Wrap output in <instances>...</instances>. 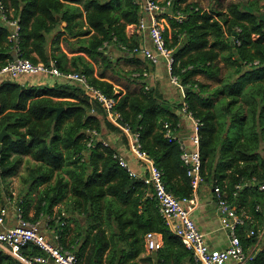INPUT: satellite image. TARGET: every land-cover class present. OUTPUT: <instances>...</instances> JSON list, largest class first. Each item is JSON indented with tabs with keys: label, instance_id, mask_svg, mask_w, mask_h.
<instances>
[{
	"label": "trees",
	"instance_id": "trees-1",
	"mask_svg": "<svg viewBox=\"0 0 264 264\" xmlns=\"http://www.w3.org/2000/svg\"><path fill=\"white\" fill-rule=\"evenodd\" d=\"M0 1L7 10L8 19L17 20L20 27L18 55L33 63L46 65L56 60L57 68L62 73L81 71L78 68L67 69L59 56L50 54L46 49L48 40H52L51 45L59 42L58 37L68 42L71 38L88 34L92 29L94 34L90 38L88 52L101 54L99 48L103 42H110L113 38L115 43L127 48L138 46L128 43L125 28L128 24L138 23L139 0H111L106 4L99 0H84L87 30H82V12L72 5L83 0ZM185 1L173 0L171 10L184 15V19L176 21L178 24L175 26H179V31L188 30L189 45L180 48L174 37L173 42L168 44L164 34L168 47L174 51L172 74L180 79L186 90L184 100L188 110L202 123L199 152L203 181L210 177L214 179V184L222 189L230 202L237 185L243 186V182L247 181L264 184V155L258 152L263 144L264 153V0H245L247 10L243 0L231 1L226 13L214 9L195 11L192 9L193 3L182 8L181 4ZM190 9L191 15H186ZM198 22L201 23L197 25ZM10 33L11 28L0 20V68L13 60L14 42L9 40ZM209 33L222 40L220 42L229 49L225 59L236 67L216 91L226 93L219 106H214L212 96H201L206 90L193 79L198 73L211 75L212 69H216L214 61L218 54L212 49L204 50L207 45L205 37ZM233 35L235 38L230 47L229 39ZM253 36L257 38L254 40ZM191 51L193 53L189 54ZM186 53L189 55L184 59ZM207 62L210 63L208 66ZM108 64L111 65V62L108 61ZM243 70L244 73L239 75ZM234 75L239 76L235 82L230 80ZM24 76L33 79H28V82L11 78L0 80V132L3 129L6 132L0 143L1 183L22 163L23 156H28L35 164L40 163L28 170V179H25L30 182L28 192H31L40 182L49 179L66 158H72L70 163L77 173L71 191L79 213L93 222L99 212L98 206L106 196L115 198L117 204H121L116 210L108 208L105 215L106 219L116 224V232L111 234V240L105 229L92 225L95 233L87 235L77 251L73 249L80 264L81 259L84 264H139L135 259L144 251V235L152 231L160 233L163 238V247L156 251L158 264H168L170 260L173 264H199L160 214L151 216L145 213L148 210L145 209L143 194L148 185L142 178L130 177L118 165L114 158V154L118 153L115 145L103 146L104 140L96 136L93 146H87L89 132L96 131L102 137L111 133L118 135L121 143L127 147L126 135L109 121L101 105L78 82L62 77ZM47 78L51 82L42 83ZM88 81L115 100V109L121 113L123 122L139 133L142 150L162 171L166 190L178 198L191 197L187 168L181 159V145L175 139L164 137V123L168 122L175 131L180 118L174 113L170 118L162 117L170 110L164 109L154 90H147L139 97L128 91L114 90L110 83L99 87L95 79ZM246 84H249L247 88ZM226 99L229 101L226 102ZM50 107H62L64 111L56 117V112L49 111ZM219 112L222 117L230 116L228 129L237 132V141L229 147L221 138L223 128L219 123H223L224 127H227V123L218 117ZM65 187V181L57 178L55 184L39 197L33 218L27 216L28 203L25 198L17 201L16 206L22 210L24 219L35 222L41 212L51 214ZM152 194L154 197L153 190ZM256 194V198L264 196V192ZM255 199L253 206L258 202ZM92 214L94 216L90 217ZM243 228L237 234L244 249L245 245L256 241V235L254 233L251 238L243 239ZM41 254V250L33 244L20 249L22 257ZM142 260L150 261V258ZM0 264L22 263L0 251Z\"/></svg>",
	"mask_w": 264,
	"mask_h": 264
},
{
	"label": "crops",
	"instance_id": "crops-1",
	"mask_svg": "<svg viewBox=\"0 0 264 264\" xmlns=\"http://www.w3.org/2000/svg\"><path fill=\"white\" fill-rule=\"evenodd\" d=\"M100 3H109L111 0H99ZM176 1V0H175ZM231 1L237 0H186L184 3L181 4V7H185L187 4L193 3L194 10L202 9L203 11L208 10H217L223 13L227 12L228 4ZM143 0H139V15L141 17L143 13L142 9ZM71 4V3H70ZM80 9L82 12V18L80 21H83L82 30L89 29L85 23V14H86V7L85 2L72 4ZM243 5L247 10V3L243 0ZM172 8V7H171ZM249 9V8H248ZM192 10L190 9L186 15H191ZM114 12H117L115 10ZM179 13V12H177ZM173 10L170 9V12L163 17H161L159 23L163 27L167 43L173 42V37L178 40V46L180 48L187 47L190 42V34L187 35L188 30L183 29V31H179V26H175L178 24L175 20V15L177 14ZM216 19V18H215ZM201 22H198L199 25ZM85 24V26H84ZM189 27V26H188ZM190 29V27H189ZM76 31V29L74 30ZM78 31V29H77ZM94 31L90 29L88 34L83 36H77L75 38H71L68 42L64 41L62 37H58L59 42L51 45L52 40H48L46 49L50 52V54L54 56H59L63 65L69 70H75L78 68L81 71V74L85 75L88 80H94L97 82L98 86H103L105 83H110L113 86L114 90H124L130 92L132 95L141 97L145 91L154 90L159 97V101L162 103L164 109H169L170 111H166L162 117L170 118L171 113L176 114L180 121L178 123L177 128H175V135L182 141V146H186L187 148L191 147L190 142V135L192 134V125L190 121L185 119L179 113L180 101L182 99V93L180 90L170 83V78L166 71V66L164 61H159L156 64H152L149 60L143 57L141 54L131 55L128 54L126 51H122L119 47V44L115 43V39L113 38L110 42H103V45L99 48L101 54H94L88 52L90 38L93 36ZM125 34L128 39L129 44H137L139 46H146L151 48V44L148 38L147 33H141L138 29L136 24H128L125 28ZM234 35L229 39V46L232 47L234 41ZM257 36H253L255 40ZM207 40V45L204 50L212 49L215 53L218 54V58L215 63L216 69H212L211 75H205L203 73L196 74L193 79H195L198 83L202 84L206 90L204 94L201 96L209 95L213 98L214 106H219L220 100L223 99L226 95L225 92L216 93L218 89H220L222 81H224L227 77L233 74L235 71V66H232L229 61L225 59V57L229 54V49L225 47L223 43H221L220 39H218L214 34H207L205 37ZM226 39V38H225ZM191 51L189 54H192ZM186 53L184 59L187 58L189 55ZM14 55V54H13ZM35 55V54H34ZM123 55V56H122ZM126 55V57L124 56ZM108 61L111 62V65L108 64ZM210 63L207 62V66ZM123 65L124 72H128L129 82L131 86L128 88L119 87L114 79V70L111 71L109 69H113L117 66ZM202 65H200L201 67ZM219 70V71H218ZM244 70L240 72L239 75H242ZM30 78H25L22 76L18 78L21 81L28 82L27 80L31 81L33 77L29 76ZM239 76L234 75L230 80L235 82ZM51 82L48 78L46 81H42V83L46 84ZM249 84L245 85L247 88ZM229 101L226 99V102ZM247 107V106H246ZM213 110V109H212ZM217 120V119H216ZM225 120L227 126L230 124L231 119L230 116H225ZM218 121V120H217ZM100 136L104 141H106L110 145H115V148L118 150V154L124 158L131 169L135 171L140 178L145 177L146 175V167L145 164L136 160L131 152L127 149V147L121 143L120 137L116 134H107L104 137ZM263 144L260 145L258 152L263 156ZM215 163H217L215 161ZM1 183V179H0ZM215 180L211 179L204 180V182L200 185L198 191L195 195H193L194 206L191 212V218L194 221L198 230L204 235L205 243L208 245L210 249H224L228 246V236L224 230L221 229L218 216L215 212L216 208V200L213 193V187L215 186ZM244 185L241 187L240 191L233 195L232 201L230 203L235 208L236 213L242 216L245 219L244 224V232L242 231L243 239L251 238L250 232L253 231L256 235V241L252 244L245 245L244 252L247 255H250L253 259V264H264V196L257 197L256 193H263L264 192V184L256 185L255 182L247 181L243 182ZM0 188L2 187V183L0 184ZM3 188V187H2ZM243 188V189H242ZM5 191L1 196V204L0 209L3 206L4 199L8 196L11 197L10 189L3 188ZM6 193V194H5ZM5 195V197H4ZM144 203L145 209L147 208L148 213L145 212L147 215L157 216L158 209L157 204L155 202L152 189L150 186L144 190ZM110 197V196H109ZM14 198V197H12ZM256 198V199H255ZM258 199V202L252 205L253 201ZM114 200H116L114 198ZM14 201L16 199L14 198ZM58 202L56 205L52 207L51 214H47L45 212H41L40 215L36 218L35 222L38 225V229L40 232L46 234L47 237L52 238L53 231L57 228V222L55 221V215L61 213L58 207ZM17 204V203H16ZM16 204L14 206H10L7 209L6 215L3 217L2 223H0V231L5 230L6 228H10L16 225V217H15V209ZM119 207L121 204H117ZM76 205L74 203L70 208L71 210L75 211L81 217H84L85 220L75 221L73 218L69 219L66 217L64 220L66 221L65 230L61 236L62 246L65 248H73L74 250H78L87 235H93L95 233V228L100 226L102 229H105L110 223H114V221H109L108 219L101 218L95 215L94 218L96 220L90 221L89 217L79 213L78 209H76ZM36 210V208H35ZM34 209H30L28 207L27 216L29 218H33L35 214ZM94 215L92 214L93 217ZM30 221V220H28ZM34 223V221H30ZM116 225V224H115ZM93 228V229H92ZM116 230L111 231V234H114ZM105 233L107 236L106 230ZM144 239V238H143ZM164 245V244H163ZM162 245V247H163ZM160 247V248H162ZM243 247V246H242ZM159 248V249H160ZM144 249L145 243H144ZM0 251L14 257L9 250L5 248H0ZM148 254L141 257L140 255L136 257L135 261L139 264H158V258L156 257L155 252H149ZM143 253V252H142ZM141 254V253H140ZM86 255V254H85ZM15 258V257H14ZM143 258H150L149 260H142ZM82 264H84L83 259H81ZM106 264V263H105ZM168 264H173L172 260L169 261ZM227 264H236L234 261H228Z\"/></svg>",
	"mask_w": 264,
	"mask_h": 264
},
{
	"label": "built area",
	"instance_id": "built-area-1",
	"mask_svg": "<svg viewBox=\"0 0 264 264\" xmlns=\"http://www.w3.org/2000/svg\"><path fill=\"white\" fill-rule=\"evenodd\" d=\"M173 0H143V13L136 24L137 29L141 33H147L151 48L146 46H137L127 48L124 45L119 47L128 54H141L152 64L159 61H164L167 74L170 78V83L176 86L182 93L180 101L179 113L192 125V134L190 135L191 147L182 146V141L175 135L173 129L168 122L164 123V137L169 140H177L181 145V159L187 168V176L190 180L192 189V196L187 198H178L166 190L163 173L158 169L153 160L142 150L139 133L132 130L130 126L123 122L121 113L115 109V100L108 97L100 89L92 86L88 78L78 72L62 73L56 65V60L44 64L42 62L33 63L18 55L17 40L20 27L17 20H9L6 16V9L0 1V20L2 23L11 28L9 40L14 42V55L16 56L11 62L0 68L1 79H18L24 75H44L49 78L62 77L67 80L78 82L89 94L95 99L103 108L109 121L121 130L127 137V149L131 152L133 157L145 163L146 177L142 180L145 184L150 186L154 191V198L157 202L158 212L164 223L173 229V232L180 238L183 246L192 253L193 260L199 264H227L228 261H234L236 264H251L253 261L250 255H247L242 247L240 238L237 234L238 230L244 226L245 219L236 213L235 208L226 198V194L222 189L215 185L213 193L216 200L215 212L218 216L221 229L225 231L228 236V246L224 249H210L205 243L204 235L198 230L194 221L191 218V212L194 206L193 195L196 194L200 185L204 182L201 175V156L199 152V130L202 123L193 117L188 110V105L184 100L185 90L180 79L172 74V67L175 63L174 51L170 49L164 37V29L159 21L161 17L168 14L172 7ZM184 15L178 13L175 15V20L181 22ZM257 64V62H254ZM90 137L87 146L92 147L94 139L98 136L96 131L89 132ZM106 141H103V146H108ZM118 165L125 169L128 175L132 178H140V176L131 169L127 161L118 153L114 154ZM242 185L236 186L237 192ZM16 202L14 198L6 197L4 205L0 209V223L7 213L10 206H14ZM16 225L5 230L0 231V248H5L18 259L22 264H80L79 258L73 251V248L66 249L59 244L60 238L65 230L66 221L65 213L61 212L58 216L55 215L57 228L53 231L52 238L47 237L46 234L40 232L36 222L32 223L23 218L22 210L15 209ZM254 234L253 231L250 232ZM144 243L147 251L155 252L163 245V238L160 233L147 232L144 235ZM28 244H33L42 252L41 255L22 257L20 249Z\"/></svg>",
	"mask_w": 264,
	"mask_h": 264
},
{
	"label": "rangeland",
	"instance_id": "rangeland-1",
	"mask_svg": "<svg viewBox=\"0 0 264 264\" xmlns=\"http://www.w3.org/2000/svg\"><path fill=\"white\" fill-rule=\"evenodd\" d=\"M124 56L126 57V55ZM123 68H124L123 65H120V68L119 66H117L109 70L111 71L114 70L113 76L119 87L123 88L126 86L128 88L129 86H131V83L129 82L130 74L128 73L129 71L125 73L124 72L125 70H123ZM23 77L25 78V76ZM218 117L222 120L225 119V117L220 116V112ZM219 125L220 128H223V132H221V138L225 140V145L227 147L234 145L235 142L237 141V136H236L237 132L235 131V129H232L230 131L228 129V126L224 127L223 123H219ZM226 136L227 138L225 139ZM71 159L66 158L62 166L58 169H55L49 179L40 182L39 183L40 185L38 184L35 190L33 189V191L28 192V187L30 185V182L25 181L26 178L28 179V170L34 165L37 164L40 165V163L36 162L35 164V161L31 157L23 156L22 163L17 165L15 171L3 178L4 182L2 183V187L6 189H10L11 195L16 199V201H21L22 197L23 199L25 198L26 202L28 203V207H30V209L35 210L39 197L43 195L44 191L48 187L55 184L57 178L61 177L65 181L66 187L63 190L62 196L58 200V202L61 203L58 204V207L56 209H59L60 211L64 212L66 219L73 218L75 221H77L79 217V220L81 219L83 221L85 220L84 217H81L75 211L71 210L72 208H70V206H72V204L76 201L75 197L72 195L71 185L74 182L77 173V169H75V167L70 163ZM2 187L0 188V204H1V196L5 191ZM26 193H28L27 196ZM108 208H114L113 210L120 208L119 205H117V201H115L114 198L111 196L110 197L106 196L105 198L102 199L101 203L98 206L99 212L96 213L97 216L101 218H105ZM70 219L68 221H70ZM105 230L107 234H109L108 238L111 240V231L116 230L115 223L113 222L110 223V225L105 227ZM112 246L113 243L111 241L110 247ZM146 254H148V252L147 250L144 249L143 253H141L140 256L143 257ZM106 255H108V252H106Z\"/></svg>",
	"mask_w": 264,
	"mask_h": 264
},
{
	"label": "water",
	"instance_id": "water-1",
	"mask_svg": "<svg viewBox=\"0 0 264 264\" xmlns=\"http://www.w3.org/2000/svg\"><path fill=\"white\" fill-rule=\"evenodd\" d=\"M16 56L13 55V59H15ZM186 93V90L184 91ZM49 111H54L56 112V117H58L63 111H64V108H58V107H50L49 108ZM6 135V132H5V129H3L1 132H0V143L3 139V137Z\"/></svg>",
	"mask_w": 264,
	"mask_h": 264
}]
</instances>
